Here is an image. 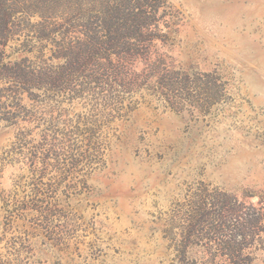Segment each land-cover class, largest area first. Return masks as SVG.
Returning <instances> with one entry per match:
<instances>
[{"label":"rangeland","instance_id":"374dc122","mask_svg":"<svg viewBox=\"0 0 264 264\" xmlns=\"http://www.w3.org/2000/svg\"><path fill=\"white\" fill-rule=\"evenodd\" d=\"M2 2L0 264H264V0Z\"/></svg>","mask_w":264,"mask_h":264},{"label":"trees","instance_id":"16d2710c","mask_svg":"<svg viewBox=\"0 0 264 264\" xmlns=\"http://www.w3.org/2000/svg\"><path fill=\"white\" fill-rule=\"evenodd\" d=\"M11 14V10L9 7L4 6L3 2L0 4V36L3 35V30L5 28V23L7 17ZM137 40V39H136ZM142 41V40H139ZM134 43H129L128 41L122 40V37H111L107 35L103 39H99L93 35L85 34L82 36H76L74 38V43L67 47V51L72 52L75 48L80 49L81 55H95L99 58H104L107 63H110L111 55H116L120 61L125 63L127 60L132 59L133 57H137V53L130 52V47L133 46ZM121 48V50L116 51L115 49ZM125 50V51H123ZM123 51V52H122ZM2 52L0 51V56ZM154 65V64H152ZM7 66L3 65V69H6ZM259 222L258 215H252L250 218L243 219L235 228V233L240 236L243 240L245 234L249 229H254ZM245 245H243L242 241L239 243H233L230 240H221L218 241L216 247V253L213 256L207 257L203 264H217L216 261L217 256L225 257V261L228 264H242L240 259V254L244 249Z\"/></svg>","mask_w":264,"mask_h":264}]
</instances>
